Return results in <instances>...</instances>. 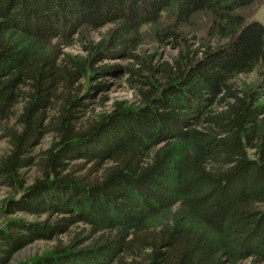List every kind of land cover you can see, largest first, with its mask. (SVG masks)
<instances>
[{
	"label": "trees",
	"instance_id": "1",
	"mask_svg": "<svg viewBox=\"0 0 264 264\" xmlns=\"http://www.w3.org/2000/svg\"><path fill=\"white\" fill-rule=\"evenodd\" d=\"M255 2L0 0V126L11 147L0 179L23 187L21 170L36 166L40 179L8 213L47 215L0 231V264L74 228L68 245L29 264H264V74L252 88L233 82L264 65V25L241 14ZM167 11L179 24L209 13L227 41L157 66L121 47ZM114 22L90 59L54 43ZM157 37L180 39L174 27ZM115 55L139 65L125 68L138 105L88 115L97 88L84 94L80 81L113 73L95 63ZM45 136L51 146L34 155ZM179 202L204 229L151 224Z\"/></svg>",
	"mask_w": 264,
	"mask_h": 264
},
{
	"label": "rangeland",
	"instance_id": "2",
	"mask_svg": "<svg viewBox=\"0 0 264 264\" xmlns=\"http://www.w3.org/2000/svg\"><path fill=\"white\" fill-rule=\"evenodd\" d=\"M241 14L244 15L247 22L258 21L264 25V0H256L253 5L242 10ZM211 22V15L209 13H202L194 16L188 23L179 24L175 18V14L167 11L158 24L147 26L143 29L141 38L136 44L132 43L128 46L122 42L121 47L127 46V52L134 53L136 56L156 66L164 62L172 63L180 54L188 51H196L201 55V52L207 47L214 48L227 41L226 38L220 36L212 28ZM118 26L119 23L117 22L109 23L99 28L84 26L72 38L66 40L55 39L54 43L61 44V49L65 53L90 59L93 56L91 48L102 42H107L111 32L118 28ZM172 27L179 34V40L176 38L158 39V32ZM126 56H105L97 59L95 68L108 66L114 70L113 73H102L93 76L92 79L83 78L80 81V84L84 87V94L91 93L92 84L97 88L92 93V105L89 108L88 115L111 111L113 105L118 102H125L128 105H138V89L129 83L130 77L125 68L133 66L136 68L139 65L134 59ZM263 74L264 65L259 64L251 71L236 76L233 82L243 90L252 88L261 82ZM98 86H105V88ZM13 124V121H11L9 127L13 126ZM5 125L0 126V160L6 157L11 150L8 140L4 137ZM52 141V136H45L41 143L34 148L33 154L37 155L46 150L51 146ZM74 164H83V161H76ZM86 167L89 170L92 168V164H87ZM40 177L38 168L32 166L20 172L21 179L19 182L23 181V187L20 184L11 187L3 179H0V231L7 229L9 223L14 220L26 222H42L46 220L47 215L37 216L25 212L8 213V203L12 200H19L23 196L25 189L31 187ZM178 221H184L185 224L197 229H204L181 202L152 219L151 224L153 226H162ZM80 227L83 229L84 226ZM78 231V229L74 228L69 234L60 235L51 240L36 241L18 251L12 257L9 264H29L39 258L46 257L52 254L59 244L68 245L70 239ZM240 264H251V259H247Z\"/></svg>",
	"mask_w": 264,
	"mask_h": 264
}]
</instances>
